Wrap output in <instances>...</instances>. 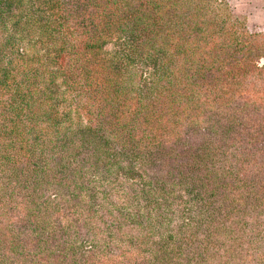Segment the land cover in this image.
I'll list each match as a JSON object with an SVG mask.
<instances>
[{
    "label": "trees",
    "instance_id": "16d2710c",
    "mask_svg": "<svg viewBox=\"0 0 264 264\" xmlns=\"http://www.w3.org/2000/svg\"><path fill=\"white\" fill-rule=\"evenodd\" d=\"M208 1L0 0V264H264V32Z\"/></svg>",
    "mask_w": 264,
    "mask_h": 264
},
{
    "label": "rangeland",
    "instance_id": "374dc122",
    "mask_svg": "<svg viewBox=\"0 0 264 264\" xmlns=\"http://www.w3.org/2000/svg\"><path fill=\"white\" fill-rule=\"evenodd\" d=\"M202 6L206 11H210V7H216L219 15L227 18V25L230 22L238 29L246 27L247 31L253 34L264 32V0H211L207 3H202ZM18 47L19 51L23 49V41L19 42ZM103 50L112 52L114 44L112 42L105 44ZM262 63L263 59L259 58L257 66L260 67ZM138 64H135V67L138 69L139 74H141L142 78L147 77L150 72L149 68L147 66L140 67ZM213 72L216 73V71ZM207 74H209L208 76L215 75L211 72H207ZM108 173L109 171L106 172V174Z\"/></svg>",
    "mask_w": 264,
    "mask_h": 264
}]
</instances>
